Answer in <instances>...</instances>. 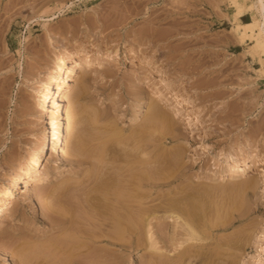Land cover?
<instances>
[{"label":"rangeland","instance_id":"rangeland-1","mask_svg":"<svg viewBox=\"0 0 264 264\" xmlns=\"http://www.w3.org/2000/svg\"><path fill=\"white\" fill-rule=\"evenodd\" d=\"M186 1L188 6L183 4ZM233 13L229 0H0V192L38 152L50 118L56 116L63 122L67 104L59 101L60 91H54L46 105L41 102L58 60L71 53L68 68L83 56L110 63L104 70L78 66L70 83V97L76 104L67 156L61 160L48 148L38 168L13 190L0 213V264H71L74 260L75 264L155 263L157 259L151 261L152 251L145 240L129 249H114L107 244L110 240L103 228L75 225V229L58 230L61 225L53 222L55 200L47 201L49 194L55 195L59 188L87 186L90 177L97 179V168L105 166L95 157L100 151L105 152L104 161L121 166L114 171L117 176L112 185L116 187H127L125 181L133 176L128 164L150 161L148 175L164 188H144L140 193H155L154 226L157 233L164 230L158 236L166 238L159 240L160 248L166 245L169 250L171 237L184 231L181 227L178 231L175 220L169 219L171 215L165 209L171 205L177 206L185 218L190 216L195 228L199 227L200 237L207 239L196 242V246L188 245L194 257L179 255L172 262L164 258L156 262L205 264L213 255L218 259L215 264H264V73L248 52L252 45L242 44L234 34ZM154 66L164 75L150 83L147 74ZM159 89L165 96L161 107L164 113L157 118L178 125V132L183 133L178 140L144 130L152 116L149 100ZM171 90L189 100L190 105H179ZM55 100L60 103L59 109L53 106ZM158 119L157 124L161 122ZM189 120L192 126L185 127ZM107 134L115 135L112 139L117 142L103 145ZM141 145H145L146 155L140 152ZM221 151L246 156L235 163L220 159ZM252 158L262 165L251 167ZM122 164L127 166L122 169ZM231 164L246 168L235 174L239 176L235 182H230L233 172L227 170ZM47 170L51 173L44 177ZM119 171L131 174L120 177ZM103 177L101 174L98 178ZM221 177V183L213 182ZM248 182H254L253 189L244 186ZM64 204V209L74 205ZM70 236L77 239L71 241ZM60 243L64 245L55 246ZM80 253L84 255L78 257Z\"/></svg>","mask_w":264,"mask_h":264},{"label":"bare ground","instance_id":"bare-ground-1","mask_svg":"<svg viewBox=\"0 0 264 264\" xmlns=\"http://www.w3.org/2000/svg\"><path fill=\"white\" fill-rule=\"evenodd\" d=\"M187 2L188 1H186L184 3L182 2V3L183 4H187V6H188V3ZM221 4H222V2H221ZM229 4L231 5V8L234 9V13H233L232 21H231L234 24V34L239 38V41L242 44L245 45V44L249 43L250 45H252V47L249 48L250 50L248 49L249 50L248 52L250 53L251 58L254 61H256L261 66L260 67L261 70H259L260 68L258 70L262 74V73H264V0H229ZM187 6H186V8H187ZM189 8H190V5H189ZM189 8H187L188 9L187 11H189ZM193 9L195 10L196 8H193ZM184 11L186 12V9H184ZM189 12L192 13V11H189ZM196 12H197V10H196ZM190 19L191 18H188V20H190ZM189 24H191V23H188L187 25H189ZM225 24H226V22H225ZM231 36H233V35H231ZM229 38H232V37H229ZM203 39H204V37H203ZM230 40H232V39H230ZM223 42H225V41H223ZM232 42L234 43L235 41L232 40ZM235 43H238V42H235ZM244 45H242V46H244ZM72 57H73V54L68 53V54H64L58 60V62L56 64V67L54 69V72L47 79L46 84H45L44 89H43V92L41 94V102L43 103V105H46L47 102H50L51 101L52 94L54 93V91H56V90L57 91H60L59 96H61V99L59 101H61V103L67 104V107L65 109V113L63 114V116H64V118L62 120L63 122H61V120L59 118H57L56 116H52L50 118V123L47 126V134L45 135L44 140H42V142L40 143L38 152L34 156L31 157V159L29 160L27 166H25L23 169L20 170V172L17 174V176L12 180V183L10 184V186L7 187V188H5L4 190H2L0 192V213L5 208L6 204L9 201V199L12 197L13 190H16V188L18 186L22 185L23 178L26 177L30 172H34L38 168L39 162L41 160V157L43 156V154L46 151H48V148L51 147L52 152H56L57 155H59V157L61 156V158H60L61 160H64L66 158V156H67L66 147H67V145L69 143V139H71V137L73 136L74 126H75V117H74L75 116L74 115L75 114V112H74L75 110H74V108H75V104L76 103L70 97L71 91H72V89L70 88V83L72 82L74 76L76 75L78 66L80 67L82 65V66H86V67H95L96 69H99V70H104V69H106V68H108L110 66V63L108 61H106V60L98 59V58H93V57H89V56H83V57L77 58L75 60V62H73V64L71 65V67L68 68V61ZM147 75H148L147 76V79L151 83L157 76L164 75V71L161 68L154 66V70L153 71H149V74H147ZM160 89L149 100V102H150V104H149L150 108L148 106V108H149L148 110H149V112L151 111V115L152 116L148 117L149 124L148 125H144V126H146L144 130L147 129L146 131L147 132L150 131L149 133H151L152 131L153 132L154 131H158L159 133L162 134V136L164 135L165 138L166 137H171V139H173V140L174 139L175 140H178V139H180L181 136H183L182 135L183 133L180 132L181 133L180 134L178 132L179 131L178 128H177L178 125L175 124L174 122L170 121V120L168 121V119L167 120L166 119H163L162 117H160V119H158L159 118V115H161V114L164 113V110H163L164 108L162 109L161 107H162L163 97H165V96H164L162 90H160ZM140 90H142V89H140ZM171 91L177 97V101L179 102L178 103L179 105H182V104L183 105L184 104L185 105H190L189 100H187L186 98H183V97L178 96L177 93L175 92V90H171ZM77 98H79V97H77ZM53 106L55 108L59 109L60 103H58L55 100V101H53ZM188 107H190L189 108V111L190 112H193L195 114V117L196 118H199V116L197 115V113L195 111H193L192 107L191 106H188ZM181 110H184V107H181ZM82 112H83V110H82ZM165 115L163 117H165ZM76 117H77V115H76ZM157 119L159 121H161V122H158V124L156 123L157 122ZM78 120H77V122H78ZM146 123H148V122H146ZM191 123H192V120H189L184 125H185V127H187V126L189 127V126H192ZM155 125H157V129H155L156 128ZM153 132H152V134H153ZM108 133L110 134V132H108ZM115 134L117 136V132ZM164 136H163V138H164ZM112 137H115V135H110V136L108 135V137H106V138L104 137L105 139H103V145L109 143L110 141L112 143L115 140V139L113 140ZM142 137H143V140H144L145 137L144 136H142ZM159 138H160L159 139L160 141L163 140V138L162 139H161V137H159ZM125 140H127V139H125ZM143 140H141V141L143 142ZM150 140H151V138H150ZM82 141H84V140H82ZM95 141H97V140H95ZM115 141L117 142V140H115ZM115 141H114V143H115ZM141 141H139V142H141ZM142 142H141V144H142ZM145 143L146 144H149L147 142H145ZM145 143L143 142V144H145ZM145 145H144V148H143V145H141L142 147H140V148H142V149H140V152L142 154L145 153V155H146V152L145 151H147V149H145ZM159 145H161V144H159ZM78 146H80V145H78ZM114 146H115V144H114ZM98 147L100 148L99 145H98ZM148 147L150 148V146H148ZM107 148H109V147H107ZM160 149H162V148H160ZM81 150H79V151H81ZM99 150L100 149H98V151ZM90 151H93V150H90ZM106 151L108 152V150H106ZM162 151H164V149ZM87 152H89V151H87ZM87 152H85V153H87ZM113 152H115V151H113ZM82 153H83V150H82ZM162 153L163 152H160V155H163ZM76 154L78 155L79 153H77V151H76ZM151 154L149 156L150 157L149 159H151L152 156H155V154L152 155V156H151ZM173 155H175V154H173ZM168 156L171 157L170 155H168ZM179 156L180 155H178V157ZM245 156H246V154H237L235 152H227V151H221V152L218 153V157L220 159H223V158L231 159V160L235 161V163L236 162H241L242 161V158H244ZM80 157H82V156H80ZM95 157H97L98 161L105 162V164H104L105 166L102 165L101 166L102 167L101 169H98L97 168V170L100 171V174H98L99 171L97 173L98 174V177H99V175L101 176V174H102V177H103V175L106 177V178H104V177L102 178L103 180L105 179L104 181L102 179L99 180L98 177H97V179L91 180L92 177H90L89 180H88L90 182L88 183L87 186H80L79 185L78 187L76 186V187H73V188L72 187L71 188H68V187L67 188L66 187L65 188H59V190L61 189L60 191L58 190V192H57V190H55L57 193L54 191L56 193V194L54 193L55 195L49 194V198L47 197L48 198V199H46L47 201H50L49 199H52L53 201L55 200L54 202H52L54 204L53 207L56 208L55 209V212H54V213H56V216L55 215L53 216V222L55 224H60L61 225L58 228V230L59 229L61 230L62 228H65V229L66 228H71L73 226L75 227V225H81V227H92L93 226L94 229H96L95 226H97L100 229L101 228H103V230L105 229L104 232L106 231L105 234L107 233V238L110 240L109 243H107L109 246L113 247L114 249L120 248L122 250L123 249L132 248V247H134V244L135 243L140 244L142 241L145 240L147 242V244H148V249H150L152 251V253L149 254V256L151 258V261L153 259L154 260L157 259V260H155V263H158V264L161 263V260H158L160 258H164L165 261H171L172 259H174V258L176 259V257H179V255L182 258H183V256L186 257V255H188V254H191L192 255L194 251L192 250L193 251L192 253L189 252L190 251L189 249H191V248L188 245H190V243H192V244L194 243L195 244L196 242H202V241L205 242V241H207V239H205V237H203L205 240L200 237L198 231L196 230V228L198 226L195 228L194 224L190 221V216H189V219L185 218L184 217V214L181 213V211H180L179 208H178L179 209V212L176 211V209H177L176 207L177 206H174V208H173V205H171V207H170L171 209L168 208V209H165V211L167 212V214L170 213L169 215H171V216H170L169 219H172L173 221L175 220V224H176V227L175 228H177V230H178V228L181 227V228H184V231L181 234H178V233L175 232L176 234L171 237L169 243L172 242V243H170L172 245H171V248L169 250H168V248H165L166 247L165 244H164L165 247L163 246V248H160L158 246V245H160L159 244L160 243L159 240H162L163 238L161 237L162 235L160 236L161 238L158 235L161 234L159 232H161V231L164 232V230H161V231H159L157 233V230L158 229H156L157 227L154 226V223L157 220V214L155 212L156 211L155 210V207L156 206H153L152 205V203H154V201H155L154 198H153V195L155 193L152 195V192L150 190L149 191L151 193L150 194L147 193L148 195H146L145 193H144V195H141V193H140V191L143 190L144 188H148V189L164 188V186H163L164 184L163 185H160V184L156 183L153 179H152L153 180L152 181L151 180L152 177L150 178V175H148V174H151L150 169L148 167L149 166L148 165L149 163H147L149 160H147V162H146V161H144L145 160L144 159L141 162L138 161V163H135V164L133 163L132 164V165H136V166H132V165L128 164L130 167L132 166V168H130V167H128V168H129L130 171L133 169L132 170V175L133 176L129 177V175L131 174V173H129L130 171H128L129 174L127 172H123L124 174L127 173L126 175H127V177H129V180H126L127 179L126 177H125L126 178L125 179L126 181L124 179L122 180V181H125V183H127V185H125L127 187H123L122 184H120V185L118 184L119 187H116V186H113L112 185L113 178L116 175V173L114 171L118 170L121 166L119 165V167H117L113 163L108 162V160H107V162L104 161L105 159H107V158H105L106 157L105 156V152H101L100 151V153L98 154V156H97V153H96V156ZM95 157H94V159H95ZM78 158H79V155H78ZM112 158H113V156H112ZM84 159H85V157H84ZM88 159H89V157H88ZM156 160H154V161H156ZM91 161H94V160L91 159ZM156 163H158V162H156ZM123 165L124 164H122V167H123ZM261 165H262V161H260L258 159H255V158H252L251 159V167H256V166H261ZM126 166H124V167H126ZM124 167L122 169H124ZM151 169H152V165H151ZM245 169L246 168H244V166H237L235 164L228 165L227 170L233 172L230 175V182L237 181V178L239 176H235V174L236 173H240V172L244 171ZM96 171H95V174H96ZM133 171H134V173H133ZM152 172H154V171H152ZM50 173L51 172L49 170L45 171L44 172V177H47ZM123 173L121 171H119V175L120 174H123ZM120 177H121V175H120ZM94 178H95V175H94ZM118 178H119V176H118ZM98 180L99 181L102 180V181L99 182ZM159 180L160 179H158V181ZM88 181H86V182H88ZM114 181H116V180H114ZM222 181H224L222 177L221 178H214L213 179V182L214 183H221ZM117 182H118V179H117ZM160 183H163V182L161 181ZM258 183L260 184V182H258ZM123 184H124V182H123ZM165 184H166V182H165ZM247 184H249V185L247 186L245 184L244 186L247 187V188H249V189H251V188L253 189L254 182L251 183L252 185L249 182ZM257 184H255V185H257ZM247 188H245V189L247 190ZM159 192H161V191H159ZM159 194H161V193H159ZM47 196H48V194H47ZM189 197H190V195H189ZM67 201H68V203H67ZM63 202L64 203L66 202L67 204H69V206H71L73 204L76 205V206L73 207L74 206L73 205L70 209L69 208L64 209V207H62V204H64ZM67 204H64L65 207L66 206L68 207ZM171 204H174V203H171ZM185 204H188V202L185 203ZM181 205L182 204H180V207L185 206V205H182V206ZM188 207H190V206H188ZM72 208H73V210H72ZM74 208H76V209H74ZM193 208H195V207H193ZM53 210H54V208H53ZM197 214H198V212H197ZM192 218H193V216L191 217V219ZM159 219H160V217H159ZM197 222H196V224H198ZM158 223L160 224V222H158ZM166 235L167 234H165V236ZM87 236H89V235H87ZM67 237L69 238V236H67ZM168 237H169V235H168ZM68 238H66V239H68ZM72 238H73V240H72ZM76 239H74V237H71L70 238L71 241H74ZM108 239H107V242H108ZM165 239L166 238H164L163 240L165 241ZM70 240H68V243L70 242ZM85 240H89V239H85ZM175 242H177V244ZM63 243H65V240L63 241ZM83 243L82 244L80 243L82 250L84 248V246H83L84 244ZM51 245H53V244H51ZM58 245H64V244H62V243L57 244V245L55 244V246H58ZM66 245H67V243H66ZM195 246H196V244H195ZM135 247L137 249V246H135ZM76 249H79V247L77 246ZM192 249H194V248H192ZM82 250H81V252H82ZM79 251H80V249L78 250V253H79ZM172 254L174 256H172ZM81 255L83 256L84 254L83 253H80L78 255V257H80ZM212 256L213 255H211V258L206 259L208 261H206L205 264H215V262H217L218 259L215 258V257H212ZM51 257H53V256H51ZM193 257H194V254H193ZM46 260L47 259H45V262H46ZM51 260H53V259L51 258ZM72 260H74V259H72ZM189 260H191L190 257H189ZM156 261H159L160 263L159 262H156ZM73 262L71 264H73ZM101 262L102 263H100V264H104L103 261H101ZM51 263L52 264H55L56 261L55 262L54 261H51ZM88 263H89V261H88ZM74 264H75V262H74ZM76 264H82V263H80V262L77 263L76 262Z\"/></svg>","mask_w":264,"mask_h":264}]
</instances>
